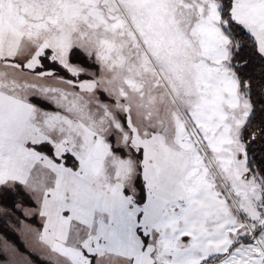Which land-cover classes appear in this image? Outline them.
<instances>
[{"label": "snow or ice", "instance_id": "1", "mask_svg": "<svg viewBox=\"0 0 264 264\" xmlns=\"http://www.w3.org/2000/svg\"><path fill=\"white\" fill-rule=\"evenodd\" d=\"M0 264H264V0H0Z\"/></svg>", "mask_w": 264, "mask_h": 264}]
</instances>
